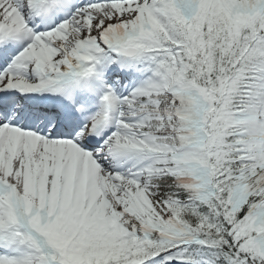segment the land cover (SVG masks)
<instances>
[{"label":"snow or ice","instance_id":"1","mask_svg":"<svg viewBox=\"0 0 264 264\" xmlns=\"http://www.w3.org/2000/svg\"><path fill=\"white\" fill-rule=\"evenodd\" d=\"M0 264H264V0H0Z\"/></svg>","mask_w":264,"mask_h":264}]
</instances>
